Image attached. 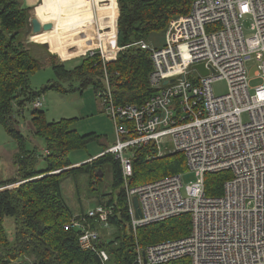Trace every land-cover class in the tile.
<instances>
[{
	"label": "built area",
	"instance_id": "built-area-1",
	"mask_svg": "<svg viewBox=\"0 0 264 264\" xmlns=\"http://www.w3.org/2000/svg\"><path fill=\"white\" fill-rule=\"evenodd\" d=\"M243 15L252 20L250 36L244 35L239 19ZM136 43L150 53L149 82L158 91L141 105H115L105 73V86L97 94L117 132L116 142L106 151L120 160L134 233L140 226L184 212L190 215V227L180 238L145 247L136 243L133 264H162L181 257L191 264H264V0H193L188 13L169 22L163 46ZM119 49L115 44L111 53H89L98 51L105 63ZM251 57L261 62L257 73L262 78L253 94L245 66ZM200 63L210 70L195 78L190 69ZM219 79L226 80L228 88L215 94L212 85ZM44 100L39 94L30 105L41 108ZM149 141L156 152L147 159L173 152L185 156L196 177L185 185V196L181 173L128 185L133 173L129 149ZM220 170L231 173L222 193L205 194V173ZM133 196L138 198L140 217L135 215ZM111 214V207L97 204L74 213L64 224L79 232L81 248L95 251L102 264L109 256L98 245L97 227L110 226L113 232Z\"/></svg>",
	"mask_w": 264,
	"mask_h": 264
},
{
	"label": "trees",
	"instance_id": "trees-1",
	"mask_svg": "<svg viewBox=\"0 0 264 264\" xmlns=\"http://www.w3.org/2000/svg\"><path fill=\"white\" fill-rule=\"evenodd\" d=\"M192 1L117 0L116 44L120 50L115 57L103 63L98 51L87 52L73 58L76 63L72 67H66V61L48 52L46 62L51 65L57 80L48 81L40 90H34L29 83L30 75L44 63L33 54L30 44L26 46L25 41L31 33L29 9L23 7L21 0H0V124L18 140V149L13 154L16 172L8 178L0 176V264H102L95 251L81 248L76 229L64 228L75 213L62 192V181L69 176L76 179L85 175L90 189L97 191V204L112 208L108 220L114 231L109 240L104 241L106 236H103L98 242L107 252L111 264H133L136 243L145 247L188 234L190 215L187 212L140 226L135 233L132 231L120 160L114 153L106 151L111 145L82 163L73 162L69 157L70 152L98 139L95 132L80 133L77 130L78 118L48 121L45 111L32 108L33 133L43 140L47 154H38L35 148L27 149L24 135L15 123L33 98L49 88L65 91L72 88L75 81L79 89L91 85L97 94L105 86V73L115 105L143 104L158 89L149 82L150 53L136 42L147 41L152 32H165L173 18L189 12ZM104 22L114 33L113 24ZM112 38L106 36L105 39L110 42ZM119 123L122 124V120ZM129 150L133 155V173L128 178L130 186L180 174L186 166L181 152L147 159L149 154L156 152L150 141ZM40 160L45 164L41 169L37 167ZM106 165L110 166L109 182L102 176ZM230 177L229 170L205 173V194L220 195L224 182ZM105 184L107 191L102 190ZM104 195L109 196L105 202ZM79 210L84 212L83 208ZM7 219H11V228L6 226ZM162 264L191 263L187 257H181Z\"/></svg>",
	"mask_w": 264,
	"mask_h": 264
},
{
	"label": "rangeland",
	"instance_id": "rangeland-1",
	"mask_svg": "<svg viewBox=\"0 0 264 264\" xmlns=\"http://www.w3.org/2000/svg\"><path fill=\"white\" fill-rule=\"evenodd\" d=\"M90 2L94 3L93 0H88V5ZM41 3H42V0L40 1L39 4ZM107 3H108L107 0L98 1V6H97V9L95 10V13H98V15H100L99 7L104 6ZM40 8L41 6L39 7V10ZM44 11L46 10L42 9L39 11V14L42 17H45V15L42 14ZM31 15L34 16L33 11H31ZM116 19L111 20L110 22L111 23L115 22ZM239 19L242 24L244 35L245 36L252 35L253 32L250 28L252 20L250 16L249 15L239 16ZM98 22H99V19L97 21V24ZM52 23H53V27L51 30L42 31L37 34H33L31 32L30 35L27 37V40L25 41L27 43L26 46L30 44L29 48L31 49L33 54L35 56L37 55L38 58L42 60L44 63L38 70L34 71L30 75L29 83H30L31 88L34 90H40L43 87V85L48 83V81L57 80L55 72L53 71L51 65L48 62H46V58H48V52L56 54L59 60L66 61L65 63L66 67H72L76 63V60L73 58L77 59L81 55L89 52V50H94V49H99L100 51L102 50L100 46H95L82 53H79L78 55L74 54V56L72 55L69 58H65V59L61 58L60 55H58L54 49H50L48 44L46 46L44 43H40L41 40L51 35L54 36L58 34L59 36V33L57 32L55 33L56 24L54 22ZM97 24L95 23L89 24L90 26L87 31L88 35L95 37V41L93 40L92 43H97V38H98L97 32L99 28ZM83 27L85 26L75 28V30L77 29L80 30V28H83ZM100 29L105 30L104 34L100 33V37L102 36H105V38L106 36L113 37L112 29L109 27V25L106 22H104V26L100 27ZM66 32L67 31H64V33ZM74 33H78V32L75 31ZM112 40L113 38L111 39V41ZM147 41L149 44L156 46V47L163 46L165 43V32L164 31L152 32L149 35ZM30 42L37 43V44H31ZM87 43L88 42L83 43L82 46H85ZM54 45L55 44H53L52 46ZM68 50L70 52H74L75 50H77V46L69 45ZM260 63L261 62L256 60L254 57H251L245 62V66L247 69V75L249 78V87H250L251 94L254 93L255 87L260 85L262 82V78L259 77L257 73V71L259 70L258 64ZM190 70L192 72V75L195 78L199 77L200 72L197 69L191 68ZM62 85L66 87L67 83L62 82ZM212 88L215 94H222L227 91L228 85H227L226 80L219 79L213 83ZM41 94L44 96V99H45L41 109L45 111V117L48 121L58 120L61 118L76 117L78 119L75 124V127L80 133L95 132V134L98 135L97 137L98 139L89 142L86 145V147L80 150H75V151L70 152L69 157L73 162L82 163L86 161L90 155L100 153L105 148L106 145L110 146L116 142L117 132H116L115 125L112 119L107 115L105 111V108L103 106V100L98 96V94H95L91 85H87L85 88L81 90L79 89L78 82L73 81L72 88H67L65 91L57 90L54 88H49L45 90L44 92H42ZM31 110H32V107L29 104L25 108L24 113L17 117L18 119L16 120L15 127L24 135V141H25L26 148L29 150H32L35 148L38 150V154H41L45 150V145H44L43 140L33 133L34 127L31 122V118H32V115L30 112ZM166 145L167 147L170 148L172 146V143L169 140H167ZM16 149H18V140L10 136L5 131L3 126L0 124V176L3 178H8L12 176L13 174H15L16 172L14 164H13V154L15 153ZM41 160L37 165V167L40 169L43 168V166H45V164H43ZM184 161L186 163L185 156H184ZM181 174H182V183H183L182 194L185 196L186 195L185 185L190 184L191 182H194L196 180V177L194 176L193 172L189 170L187 163H186V166H184V169L182 170ZM102 176H104L105 182L110 181L111 178H110V166L109 165L104 166V172ZM72 177L73 176H69L62 181V192L66 199V202L69 204V206H71L75 214L80 211L79 210L80 208H83L85 212L91 207L97 205V198H98L97 191L96 190L93 191L90 189V186L88 184V178L85 175H79L76 179ZM152 180H155V179H152ZM152 180H149V181H152ZM92 186L95 187V185H92ZM106 187L107 186L105 184L102 190L107 191L108 189ZM108 199H109V196L107 195L103 196V202L107 201ZM6 226L8 228H11L12 226L11 219L6 220ZM98 227H99L98 230L100 232L101 237L110 236L112 232V228L110 226L103 227L102 225H99ZM108 238L110 237H105L104 241L109 240ZM106 264H111V262L108 261Z\"/></svg>",
	"mask_w": 264,
	"mask_h": 264
},
{
	"label": "crops",
	"instance_id": "crops-1",
	"mask_svg": "<svg viewBox=\"0 0 264 264\" xmlns=\"http://www.w3.org/2000/svg\"><path fill=\"white\" fill-rule=\"evenodd\" d=\"M21 0L23 7L29 9L30 15L33 8L35 9L34 16H37L42 22H54L56 24L55 33L57 35H51L40 43H44L46 46L49 45L50 49H54L61 58H69L70 56L78 55L82 52L83 43L95 41L94 36L88 35L87 31L89 29V24L95 23L99 19V27L104 26V21H109L108 19L101 17L95 10L98 6V1L93 0L94 3H89L88 0ZM97 1V2H96ZM117 2V0H116ZM39 4V5H37ZM37 5V6H36ZM45 5V6H44ZM40 10L45 9V17L39 14ZM118 9V6H117ZM33 17V15H31ZM99 17V18H97ZM93 19V20H92ZM95 19V20H94ZM105 19V20H100ZM93 21V22H92ZM101 21V23H100ZM83 22V23H81ZM110 22V21H109ZM75 30V28L82 27ZM72 30V31H71ZM59 31V32H58ZM64 31H67L64 33ZM77 31L78 33H74ZM64 33V34H63ZM89 39V41H88ZM33 40V39H32ZM39 42V41H37ZM55 44L54 46H52ZM81 46H80V45ZM69 45L77 46V50L70 52L68 50ZM79 45V46H78Z\"/></svg>",
	"mask_w": 264,
	"mask_h": 264
},
{
	"label": "bare ground",
	"instance_id": "bare-ground-1",
	"mask_svg": "<svg viewBox=\"0 0 264 264\" xmlns=\"http://www.w3.org/2000/svg\"><path fill=\"white\" fill-rule=\"evenodd\" d=\"M107 1H108L107 4H105L104 6L99 7V13H100L101 17H104V18L108 19L109 21H111V20H114V19H116L118 17L117 2H116V0H107ZM44 13H45V11L42 14L44 15ZM112 24H113L114 29H115V31L113 33V40L112 41L108 42L104 38V36L100 37V33L104 34L105 30L98 28L97 43L88 42L85 46H83L82 52H84V51H86L88 49H91V48H93L95 46H100L104 52L111 53V51H113L114 47H115L114 42H115V39H116V32H117L116 21L112 22ZM110 44H112L111 47H110ZM137 217H140V216H137ZM106 237H110V236H106ZM100 238H102V237H100ZM189 261H190V259H189Z\"/></svg>",
	"mask_w": 264,
	"mask_h": 264
},
{
	"label": "water",
	"instance_id": "water-1",
	"mask_svg": "<svg viewBox=\"0 0 264 264\" xmlns=\"http://www.w3.org/2000/svg\"><path fill=\"white\" fill-rule=\"evenodd\" d=\"M30 24H31V32L33 34H37L42 31L51 30L53 27L52 22H42L37 16L31 17ZM193 67L196 68L202 74H207L210 70L209 66L205 65L204 63L196 64ZM211 71H214V70L211 69ZM170 81L173 82L174 79L171 78ZM166 82L167 81L165 80L164 83ZM131 200H132L133 207L135 209L136 216H141V209L139 206V201H138L137 196H133Z\"/></svg>",
	"mask_w": 264,
	"mask_h": 264
}]
</instances>
